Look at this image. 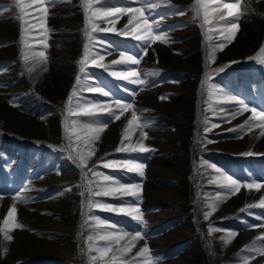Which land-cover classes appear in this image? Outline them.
I'll list each match as a JSON object with an SVG mask.
<instances>
[{
  "label": "rangeland",
  "instance_id": "1",
  "mask_svg": "<svg viewBox=\"0 0 264 264\" xmlns=\"http://www.w3.org/2000/svg\"><path fill=\"white\" fill-rule=\"evenodd\" d=\"M186 1L167 0V4L160 2L155 10V13L159 14L164 9L174 10V13H177L178 9L183 12L176 14L178 23L175 29L180 31L167 32L171 27L167 26L163 31L167 42L157 40L166 49L159 48V51L150 56L144 53L140 45L145 44L147 48L149 44L154 43L153 41L130 40L132 49L129 53L139 59L138 64L109 63L111 57L103 46L105 39L99 34L102 33L100 31L91 34V40H86L90 55L87 62L81 65L79 61L84 59L82 21L72 18L70 22L48 24L47 17H41L37 6V9H34L35 13L32 11L29 15L35 26H25V36L31 46L26 50L44 51L48 59L46 62L36 63L31 73L27 72V67H33V62L30 60L25 66L20 56L21 47L17 49V44L14 43L19 29L5 21L8 18L6 14L8 11H16L13 0H6L8 5L0 3L2 12L0 60L3 61L1 74L3 77L0 78L6 79L4 85L0 82V225L9 208L13 206L17 210V222L23 225L22 228L9 232L13 237L11 241H5L3 233H0V264H77L81 257L76 242L79 230L85 231L80 234L79 246L86 264H107L114 254L119 260L130 261L135 258L136 264H145V257L136 256L139 249L145 245L149 248L148 255L155 264H245L246 257L249 258L247 264H264V255L249 251L253 247H264V208L249 207L260 203L264 197V187L257 190L245 186L249 183L261 184L260 179H264V140L258 143L257 136L264 132V128L258 129L255 125L259 122L250 121L254 126L251 129L245 126L241 131L240 126L248 119L239 117L246 112L232 118L231 113L235 112L229 108L232 103L228 105L226 102H218L220 93L209 98L208 91L202 83L207 75L210 77L209 84L222 89L223 92L231 88L249 108L255 107L257 111H264L253 103L255 98L253 88L245 84L254 77L251 71L245 72L247 78L241 75L239 79L236 74L234 80L240 87L235 90L232 88L233 82L229 81L230 73L226 72L229 69L232 70L231 73H235L234 68L246 62L256 75L264 76V63L259 62L264 58L259 55L261 47L264 46V38L257 48L239 49L235 36L231 42L224 39L228 34L221 33L219 29L223 22H220L215 26H205L206 29H213L208 33L212 39L207 41L208 43L205 40L202 43L198 21L193 19L194 1L190 0V3ZM251 1L254 8L259 9L258 12H263L261 17H264V0ZM54 2L58 8L63 6V10L66 8L70 11L64 16L56 14V10L52 11L62 18L73 17L79 11L80 4L74 0ZM66 3L70 6L65 5ZM136 4L141 7L139 3ZM15 14L16 17L19 15L17 12ZM152 14L150 21L157 16ZM29 16H25V20ZM128 19L129 16L126 17V21L120 23L119 28L127 24ZM35 20L37 22H34ZM106 21L102 18L94 23L99 25ZM41 24H46L51 31L45 32L40 27ZM114 27L117 29L115 25ZM37 34L40 35L39 39L35 37ZM184 37L185 39L196 37L197 40H191L190 43L187 41V45L180 48L179 43L186 41ZM42 42L48 44L47 49ZM220 43L225 44L222 50L216 47ZM108 44L117 49L116 52L121 51L114 43ZM213 48L214 59H209V53ZM248 54L257 56L256 64L249 60ZM17 56L20 57L19 61ZM99 56L104 57L100 63L112 73L118 74L111 73L108 80L115 84L117 90L128 93L129 99L120 96H110L107 99L102 95H87L83 92L85 88L90 87L105 89L103 86L105 68L91 63L92 59L99 60ZM205 56L208 68H211L206 74L203 73ZM118 59L116 55L112 57V61ZM239 59L237 65L223 64ZM54 62L60 63L62 67L47 68V64ZM81 66L85 69L84 73L79 71ZM215 66L224 70L217 72ZM163 67L170 70L165 71ZM198 67L201 69L196 70ZM130 71H135L137 77L129 79L139 78L145 83L135 84L120 78L119 74ZM78 75L82 85L76 83ZM113 77L119 80L115 82ZM132 85L136 86L135 90L132 89ZM74 87L76 95L69 103L68 91L71 94ZM158 87L161 88L157 89L155 94ZM190 87H193V90L199 89L193 94ZM140 88L147 89L151 94L148 95ZM7 90L12 92H5ZM248 91L251 94H248ZM116 99L133 105V108L119 119L101 110H96L93 116L80 114L79 105L91 101L101 106H111L119 115L120 110L116 109L114 104ZM169 99L172 100L168 101ZM215 100L217 101L214 103ZM194 105L195 117L202 122L195 132ZM66 106L72 109V114H69ZM158 108L160 111H157ZM133 111L141 117L138 123L146 121L149 124L144 129L147 138L143 143L152 151L117 153L115 149L122 146L121 133ZM205 119L208 120L207 124L204 123ZM72 121H77L76 134H72L69 139ZM84 123L106 124L107 127L99 134L98 140L86 143L83 139H77V135L81 137L85 135L79 127ZM66 126L69 129L68 133L65 132ZM188 138L192 140L189 141ZM140 139V129L137 128L132 132L131 143L135 144ZM123 143L128 144L129 140L125 139ZM192 144L198 149L195 159L187 155V150ZM204 147L209 148V151ZM70 148L84 154L92 151L91 157L87 158L83 175L81 169L77 167L76 157L68 152ZM72 152L77 156V152ZM248 152L253 155H244ZM129 159L145 165L143 176L137 172H129L122 164L113 168L104 167L109 161L122 162ZM209 164L215 168L208 167ZM217 168L239 181L241 187L238 192H229L217 183H209L213 178L220 176ZM94 173L109 175L123 183H138L141 192L139 200L133 197H120L118 194L89 197L87 191L89 185L93 192L110 186V182L103 181L102 176ZM218 195L224 198L216 199ZM18 196L23 199H15ZM89 198L93 202L99 201L117 208L138 206L142 210L143 223L123 213L109 212L96 207L88 209ZM213 203L215 210L208 207ZM83 211L85 213L82 219ZM206 212L210 213L207 219ZM93 216L104 220L106 224L96 226L91 219ZM107 225L116 226L108 228L109 231H116L118 228L130 235L121 240L119 245L113 242L112 251L103 259L90 261V256L98 254L94 251L88 252V244L92 241L86 243L87 238L89 235L95 238L97 234H102ZM136 231H140L145 239L136 241L131 252L121 256L116 250L125 245ZM229 232L235 235L229 236ZM95 246L107 247L108 242L95 239ZM5 247L8 249L6 254L3 253Z\"/></svg>",
  "mask_w": 264,
  "mask_h": 264
},
{
  "label": "snow or ice",
  "instance_id": "2",
  "mask_svg": "<svg viewBox=\"0 0 264 264\" xmlns=\"http://www.w3.org/2000/svg\"><path fill=\"white\" fill-rule=\"evenodd\" d=\"M163 2L167 4V0H123L124 6H111L109 4V0H81V3L84 7V36L87 40H91L92 36L91 33L94 32H113L116 31L114 25L115 21H112L113 27H107V28H100V26L96 23H94V20L115 16L116 19H119L122 15H128L129 19L127 24L124 25V28L121 29L120 34L128 36L130 35L131 38L135 41L139 42H147V41H157L160 40L161 42L166 43L167 40L165 39V33L161 30V24L159 22L149 23V17L146 15V13H154L155 15H161L159 13H155V10L159 7V3ZM13 3L15 5V8L18 10L19 15L16 17L20 21V56L24 62V65L27 66L29 64V61L31 60L33 62V67H27V72L31 73L34 70V66L36 63H38L40 60L46 62L48 57L46 56L44 51H37L32 52L26 49H30V45L27 42L25 32V15L27 14V9L31 7L32 5H37L41 11V17L47 16L48 8L45 7V4H48L49 6L54 3V0H13ZM132 3H139L141 7H131L127 6ZM94 5H100L99 7H94ZM169 7H175L172 5H169ZM223 10V11H222ZM192 11L194 13V21H199V26L202 31V35L204 36L205 42L212 39V37L208 34L213 29L208 28L206 29V25H214L218 22H223L220 26L221 33H227L224 37V39L228 42H231L232 38L235 36L236 32L238 31V23L242 16L246 15V11H241V0H234V2L229 3L225 2V0H195L194 5L192 6ZM2 14V12H0ZM176 14H183L182 10H177ZM134 21L136 22L134 25ZM141 21H142V27H143V34L139 33L137 31L138 28L141 27ZM134 25L131 27L130 31L129 26ZM182 26V25H181ZM178 26V27H181ZM40 27L44 29L45 32L51 31L46 24H41ZM154 32H159V35L154 34ZM47 40V37H45V41ZM103 42V41H102ZM45 49L48 48V44L46 42H42ZM140 47L144 50V53L147 54V48L145 47V44H141ZM216 47L220 48L221 50L225 47L224 43H220ZM214 53L215 48L212 49V52L209 53V59H214ZM90 55L89 52V45L88 43L84 44V59L79 61L81 65L85 64L88 60V57ZM259 55L261 57H264V46L261 47ZM121 59L119 60H113L112 64H138L139 59H137L136 56L131 54H126L125 52L120 53ZM104 57L99 56V60L92 59L91 63L95 64L97 67H102L107 70L106 66L100 61H103ZM260 63H264V58H261ZM224 69H216L215 71H223ZM80 73H84L85 69L83 66L79 69ZM112 75H118L117 73H112ZM121 79L129 80L130 83L135 84H144L145 81L141 80L139 78L131 80L129 77H137V73L135 71L125 72L123 74H119ZM210 77L207 75L205 76L204 81L202 83L205 85L209 98H211L213 95L220 93V100L218 102H233L235 101L238 105H240V108L231 113L232 118H235L238 115H242L245 112H251V116L248 120L244 122L243 125L240 126V130L242 131L245 126H247L249 129H251L254 125L250 123V121H258L259 123L256 124V127L264 128V111H257L255 107L249 108L248 104H246L242 99L238 100L236 96L229 95L227 93H224L222 89H219L218 87L209 84L208 80ZM76 83L78 85H82V81L80 76L78 75L76 77ZM88 91L91 92H99L103 96L108 97L110 96L109 91H106L105 89L101 87H94V88H88ZM76 95V88H73L72 93L68 97L69 103H71L73 97ZM115 108L119 109V115L116 114L113 107L111 106H101L98 103H92L91 101H88L86 104L79 105L80 114L84 116H93L95 115L96 110H101L103 112L108 113L110 116H114L116 119H119L120 116H123L126 111L133 108V105L130 103H122L119 99H116L114 101ZM66 110L69 112V114H72V109L67 108ZM223 111V109H221ZM141 120V117H138L136 112L133 111L132 116L127 121V125L125 126L123 132L121 133V144L122 146L117 147L115 151L117 153H147L152 151V149L148 148L144 145L143 140L147 138V133L144 131L145 128L149 126L148 122L138 123V121ZM205 124L208 123V120L205 119ZM67 124V122H66ZM72 131L69 133V139L72 134H76V127H77V121H72ZM217 125H213L215 127ZM80 129H82L85 133L83 137L77 135V139H83L86 143H91L92 141L99 139V134L104 131V129L107 127L106 124H93V123H84L79 125ZM137 128L140 129V136L141 139L133 144L131 143V135L132 132H134ZM208 130V129H206ZM235 130V129H233ZM65 132L68 133L69 129L66 126ZM261 135H264V132L261 133ZM127 139L129 140L128 144H124L123 141ZM74 152H77L76 159L79 161L77 167L81 169L82 175H83V169L87 166V158H90L92 155V151L87 152V154H84L83 152L78 151L75 148L71 149ZM94 151V149H93ZM244 155H253V153L248 152L244 153ZM126 167L129 172H137L140 176H143V169L145 167L142 163H136L133 162L131 159L124 160L122 162L118 161H109L104 164L105 168H113L117 167L118 165H121ZM208 167L215 168L214 165L209 164ZM91 171V169H89ZM217 172L220 173L219 177H215L212 180L209 181V183H217L218 186L227 189L229 192H238L241 185L237 182V180L233 179L230 175H225L220 169H216ZM94 175L102 176L103 181L110 182V186L101 188L100 191L93 192L91 186L89 185L87 187V191L89 193V197L95 195V196H116L117 194L120 197H133L137 201L139 200L141 196L140 192V185L138 183H123L118 179H113V177L109 175H105L103 173H94ZM111 185H115L114 187ZM249 189H257L259 190L262 185L259 183H249L245 185ZM223 196H217L216 199H223ZM15 199L22 200V197H16ZM262 207L264 208V197L261 198L260 203L258 205H249V207ZM88 209H92L93 207L100 208L109 212H119L126 215L131 216L132 219L143 223L142 221V210L138 206H122V207H115L111 204L102 203L99 201L93 202L90 198L87 202ZM209 208H214V203L208 205ZM210 213H205V219H207L208 215ZM17 216V210L16 208L10 207L6 216L4 217V220L2 222V225H0V233H3V239L5 241H11L13 237L9 235V232H11L14 229L22 228L23 225L19 224L16 219ZM91 219L95 222L96 226L105 225L106 222L98 217H91ZM84 223H87V220L84 221ZM108 228H116L115 225H107L105 229L103 230L102 234H97V236L94 238L92 235H89L87 238L86 243L88 241H92V243L88 244V252H96L97 256H90V261H96L98 258L103 259L108 255L110 251H112L111 244L114 242L115 244L119 245L121 240H124L125 237H128L130 234L127 231H124L122 229H118L116 231H109ZM211 231V229H210ZM229 236H234L235 233L229 232ZM95 239L103 240L105 242H108L107 247H97L95 246ZM145 239V237L142 235L140 231H136L134 235H131L130 240L128 242L118 248L116 251L121 255H126L127 253L131 252L132 248L135 246V242ZM227 242V241H226ZM8 249L5 247L3 248V253L6 254ZM249 251L255 252L258 255H264V247L261 248H250ZM149 254V248L147 245L144 247H141L139 249V252L136 253V256H143L145 257V264H155V261L148 255ZM249 258H245V264H247V260ZM107 264H136L135 258H132V260H119L117 255H112L111 260L107 262Z\"/></svg>",
  "mask_w": 264,
  "mask_h": 264
},
{
  "label": "bare ground",
  "instance_id": "3",
  "mask_svg": "<svg viewBox=\"0 0 264 264\" xmlns=\"http://www.w3.org/2000/svg\"><path fill=\"white\" fill-rule=\"evenodd\" d=\"M1 1V0H0ZM8 1V0H7ZM225 2H229V3H232L234 2V0H225ZM13 4V3H12ZM8 5V3H7ZM37 5H32L31 7H29L26 11H27V15H30L32 11H34L33 13H35V7ZM244 8H248L252 15L249 16V17H245V18H242L241 20H239V23H244V25L248 26V28H243L242 27H239L238 28V31L236 32L235 34V40L237 41L236 44L238 46L239 49H244V48H256L258 47V45L260 44V41L264 35V19L260 20V18L258 17L259 16V9H256L254 8V6L252 5V1L251 0H241V9H244ZM37 9V8H36ZM61 9V8H60ZM59 8H56V11H59L60 10ZM18 11V10H17ZM17 11H10L7 13V17L8 19L5 20V21H8L10 24L13 25V27L15 28L17 25L20 29L21 25H20V21L17 20L16 21V17H14L13 15L15 14V12ZM223 11V10H222ZM242 11V10H241ZM41 12V11H40ZM13 14V15H12ZM37 16V15H36ZM3 17V16H2ZM49 17V21L48 23H53V24H59L61 23V21H66V22H70L73 19H75V17L73 16H67V17H64L62 18L60 15H48ZM26 18V17H25ZM30 18V19H29ZM29 18H27L25 21L29 23L30 26H35L34 23L30 22L31 21V17L29 16ZM48 19V18H47ZM33 20V19H32ZM173 20H175L174 18V13H167V14H164V15H160L158 17H156L154 19V21L156 22H159L161 25H166V24H170V23H175ZM34 22H37L36 20ZM172 23V24H173ZM220 23V22H218ZM37 25V23H36ZM28 26V25H27ZM55 28H57V26H54ZM33 30H35V27H33ZM175 30H179V29H175ZM184 35V34H183ZM183 37V36H182ZM185 39V37H184ZM186 41H182V45H187V43L192 40H195L194 37H186L185 39ZM188 41V42H187ZM208 43V42H207ZM206 44V43H205ZM60 51V50H59ZM162 51V50H161ZM242 51V50H241ZM247 51V50H246ZM168 52V51H167ZM159 53V52H158ZM165 53V52H164ZM160 54V53H159ZM114 56V55H112ZM200 57V56H199ZM112 59V57H111ZM180 59V58H179ZM57 60V59H56ZM62 60V59H61ZM178 60V59H177ZM42 61V60H40ZM50 61V60H49ZM55 61V60H54ZM179 61V60H178ZM43 62V61H42ZM178 63V62H177ZM183 63V62H182ZM53 64V65H51ZM37 65V64H36ZM38 66H40V64H38ZM62 67V65L60 63H57V62H54V63H50V64H47V68L51 69L53 67ZM41 67V66H40ZM42 68V67H41ZM44 68V67H43ZM40 69V68H39ZM38 69V70H39ZM48 69V70H49ZM251 69H249V67L247 65H242L237 71H249ZM233 73V72H232ZM62 78V77H61ZM33 79V78H32ZM252 82L255 84V92H256V96H257V99L259 100L260 99V95L261 98L264 96V85L261 84V82H263V78H261V76L259 75H256L255 79L252 80ZM20 83V82H19ZM227 94L229 95H234L237 97L238 100H240L238 98V96L236 94H234L233 92H228ZM229 103L230 102H226ZM227 105V106H228ZM230 110L232 109L233 111H237L239 108H240V105H238L237 103H235V101L232 102V104H230ZM231 110V111H232ZM250 113V112H249ZM251 116V114H248V112H246V114H244L243 116H240L239 119H242V118H245V119H249V117ZM260 128V127H259ZM258 128V129H259ZM261 132V131H260ZM262 133V132H261ZM260 134H257L258 138H259V142L260 143L261 141L264 140V135H261ZM193 143V142H192ZM199 145V144H198ZM198 150V149H197ZM196 146L195 145H192V147L188 148L187 150V155L188 157L190 156L191 158L194 157V159L196 158ZM192 161V160H190ZM27 165V164H26ZM25 166V164L23 165ZM32 182V181H31ZM239 183V181H237ZM32 184V183H31ZM33 185V184H32ZM262 185L264 186V180L262 181ZM192 222V221H191ZM195 223V222H194ZM193 223V224H194ZM196 225V224H195Z\"/></svg>",
  "mask_w": 264,
  "mask_h": 264
}]
</instances>
